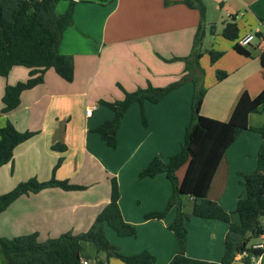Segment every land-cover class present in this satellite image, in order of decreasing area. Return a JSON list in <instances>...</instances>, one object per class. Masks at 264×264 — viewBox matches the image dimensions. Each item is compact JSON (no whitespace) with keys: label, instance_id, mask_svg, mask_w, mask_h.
<instances>
[{"label":"crops","instance_id":"0c3cea01","mask_svg":"<svg viewBox=\"0 0 264 264\" xmlns=\"http://www.w3.org/2000/svg\"><path fill=\"white\" fill-rule=\"evenodd\" d=\"M203 1L207 7L206 19L209 7H214L226 19L220 29L218 23L207 19L208 30L210 25H215L209 52H223L224 56L214 64L207 63L210 81L201 114L228 122L244 92L255 98L264 90V67L260 58L264 39L253 41L248 48L253 54L251 58L234 50L235 43L250 33H260L264 38V0ZM184 2L81 0L75 3L72 24L64 30L58 49L61 55L74 58L73 82L65 81L50 69L43 84L21 95L16 111L0 115V128L10 121L20 132L36 133L19 145L13 161L0 169V188L4 189L0 195L32 178L47 182L54 177L84 186L86 190L69 192L49 188L20 197L0 214V237L11 239L37 233L44 242L67 233L87 232L110 202L111 179L116 178L123 219L136 227L137 235L120 237L107 227L110 242L124 256L149 251L156 257L155 264H169L177 255L178 240L168 228L177 210L172 208L164 219L145 218L148 213L167 208L172 185L165 173L154 178H141L140 173L154 158L168 159L180 151L182 145L175 146L173 141L175 136L179 139L182 128L186 132L192 120L193 80L200 76L203 86L206 84V73L201 66L194 77L187 75L185 62L172 61L190 56L201 22L200 12ZM69 5L68 0L59 2L56 12L66 13ZM232 17L240 30L236 42L223 37L224 25ZM210 36L213 37L211 33ZM217 71L226 72L227 79L219 81ZM28 72L24 67H15L8 77H0V110L5 88L25 82ZM186 75L184 84L160 103L146 102V125L139 104L128 109L118 132V149L108 147L96 132L99 126L114 118V111L102 102L121 101L124 91L134 92L149 83L164 88ZM92 106L96 109L87 116L86 110ZM249 124L262 126L264 110L251 114ZM57 144L66 146L67 150L63 153L53 150ZM261 144L258 133L243 132L227 150L212 180L208 198L232 213L234 223L240 221L236 213L238 201L246 196L244 175L257 170ZM60 158L63 162L54 172ZM184 175L182 170L178 179L182 181ZM187 199L193 203L191 196ZM186 227V256L220 263L225 253L228 224L192 217ZM88 243L93 244H81V261L125 264L117 258L108 259L104 252H98L96 245L91 247ZM233 264L246 263L237 259ZM252 264H264V255Z\"/></svg>","mask_w":264,"mask_h":264},{"label":"trees","instance_id":"16d2710c","mask_svg":"<svg viewBox=\"0 0 264 264\" xmlns=\"http://www.w3.org/2000/svg\"><path fill=\"white\" fill-rule=\"evenodd\" d=\"M66 0H0V77H8L15 67L28 69V79L5 88L2 98L3 108L0 115H9L20 107L21 95L44 83L45 74L53 69L62 79L73 82L75 74L74 58L61 55L59 45L64 30L72 24V14L77 0H68L70 5L64 14H58L56 7ZM189 8L200 12L201 22L198 27L192 53L183 59L187 75L195 77L200 69L199 47L205 37L207 7L203 0H185ZM223 37L231 42L240 38V30L235 17L226 22ZM260 41L263 36L256 34ZM251 46V45H250ZM248 47L235 43L234 50L251 58ZM211 62L216 63L224 56L223 52L210 51ZM264 67V51L260 55ZM187 75L180 81L164 88L148 84L134 92L124 91V98L115 103L102 102L114 111V118L106 121L96 129L102 140L110 148L117 149V136L128 109L134 105L141 106L144 125L147 124L145 104L160 103L172 91L181 87ZM228 74L217 71L219 81L226 80ZM200 76L193 80L195 92L192 99V120L186 128L184 142L180 151L165 161L158 156L141 173V178H154L165 173L172 185L173 193L164 211L148 213L145 218L164 219L168 212L175 208L177 214L169 225L176 236L179 251L169 264H233L243 253L247 256L242 261L252 264V258L264 255V249H253V244L264 234V124L252 127L249 116L264 110V90L255 98L244 92L228 122H222L201 114L206 96V89L200 82ZM245 131L258 133L262 144L258 154V167L252 174L244 175L243 185L246 196L238 201L236 213L239 223L232 222V213L226 211L219 203L208 198L212 180L227 150ZM36 135L34 132L18 131L12 122L0 128V169L11 163L16 148ZM53 150L65 152L66 146L57 144ZM63 162L60 158L57 167ZM187 164L183 180L177 178V172ZM60 188L64 191H83L86 187L71 184L69 181H58L54 177L47 182L36 178L19 183L13 190L0 195V214L5 212L20 197L37 194L45 189ZM182 196L193 198L191 214L183 212ZM120 187L116 178L111 179V199L97 216L91 228L78 235L67 233L57 239L41 242L37 233L15 238L0 237V255L2 264H81L82 242L96 245L98 252H104L108 259L117 258L125 264H155L156 257L149 251L124 256L120 249L113 245L106 235V228L113 229L120 237H135V226L124 221L120 206ZM192 217L222 221L229 226L225 240V253L220 263L193 259L186 256L188 244L187 220Z\"/></svg>","mask_w":264,"mask_h":264},{"label":"rangeland","instance_id":"374dc122","mask_svg":"<svg viewBox=\"0 0 264 264\" xmlns=\"http://www.w3.org/2000/svg\"><path fill=\"white\" fill-rule=\"evenodd\" d=\"M209 7V6H208ZM207 19L213 21V22H216L218 23V26H219V29L221 28L222 24H223V21L226 19L225 15H220V13L218 14V12L214 9V7H209V10H208V16H207ZM206 19V21H207ZM230 21L229 19L227 20V22ZM205 37L202 41V44L200 45L199 47V51L200 54H202V58L205 57V60L202 61V59H200L199 63H200V66H201V69L202 71H204L206 73V84L204 86V88L206 89V86H208V82L210 81V77H209V65L211 63V60H210V57H209V50L211 49V41L215 38L213 35V37L210 36V29L208 30L207 27H206V30H205ZM220 32V31H219ZM257 42V40L255 41V43ZM176 62V61H174ZM177 62H184V61H180V60H177ZM209 63V65L207 64ZM186 64V63H185ZM216 77H217V73H216ZM203 79V78H202ZM202 79L200 78V82H202ZM205 81V80H204ZM194 84V83H193ZM184 94H187V93H184ZM143 121V120H142ZM182 122H183V119H182ZM144 124V123H143ZM190 123H188V126H189ZM185 126L184 124H181V127ZM187 126V127H188ZM177 129V127H176ZM184 137H185V128H182L181 131H180V137L179 139H177V136H175V139L173 142H175V146H177L178 144L179 145H182L183 142H184ZM171 140V138H169ZM182 143V144H181ZM119 147V146H118ZM117 147V149H118ZM180 148V147H179ZM113 149V148H112ZM173 156V155H172ZM161 157V156H160ZM122 158H124V155L122 156ZM165 161H167L168 159L167 158H164L162 157ZM125 162L123 161L122 164H124ZM186 169H187V164L183 167H181V169L177 172V178H178V174L184 170V174L186 172ZM179 180V179H178ZM180 181V180H179ZM181 182V181H180ZM4 189L0 188V192H2ZM181 201H182V204H183V212L187 213V214H191L192 213V210H193V203L190 202L188 199H187V196H182L181 197ZM91 247H95V245L93 244H89ZM1 257V256H0Z\"/></svg>","mask_w":264,"mask_h":264},{"label":"built area","instance_id":"2783aa9c","mask_svg":"<svg viewBox=\"0 0 264 264\" xmlns=\"http://www.w3.org/2000/svg\"><path fill=\"white\" fill-rule=\"evenodd\" d=\"M255 40H261V39H258V38L256 37L255 34L250 33V34L246 35L245 37L241 38V39L239 40L238 43H239V45H241L242 47H248V46H250V45L253 43V41H255ZM95 109H96V106L89 107V108L86 110V115H87V116H91L92 113H93V111H94ZM252 247H253V249H264V234L258 239V241H256V242L253 244ZM246 256H247V254H246V253H243V254L239 255V256L237 257V259L242 260L243 257H246ZM252 260L255 261V260H257V259L253 257ZM81 264H88V262H86V261H81Z\"/></svg>","mask_w":264,"mask_h":264},{"label":"water","instance_id":"95a60500","mask_svg":"<svg viewBox=\"0 0 264 264\" xmlns=\"http://www.w3.org/2000/svg\"><path fill=\"white\" fill-rule=\"evenodd\" d=\"M77 1H81V0H77ZM214 30H215V25H210V31H211V34L214 35Z\"/></svg>","mask_w":264,"mask_h":264}]
</instances>
